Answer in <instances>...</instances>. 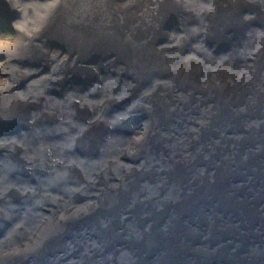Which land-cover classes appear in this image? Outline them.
Here are the masks:
<instances>
[{"label":"bare ground","instance_id":"obj_1","mask_svg":"<svg viewBox=\"0 0 264 264\" xmlns=\"http://www.w3.org/2000/svg\"><path fill=\"white\" fill-rule=\"evenodd\" d=\"M0 11L14 35L0 40V264H52L56 225L78 213L92 231L98 192L103 229L116 231L104 257L64 243L55 264H264V0H0ZM30 108L56 125L89 117L73 120L66 154L46 137L41 160L26 148L40 138L24 141ZM106 124L101 148L77 150Z\"/></svg>","mask_w":264,"mask_h":264},{"label":"water","instance_id":"obj_2","mask_svg":"<svg viewBox=\"0 0 264 264\" xmlns=\"http://www.w3.org/2000/svg\"><path fill=\"white\" fill-rule=\"evenodd\" d=\"M215 4H216V2H215ZM232 4H234L233 1H232ZM177 15H178V17H177L176 21L175 20L174 21L173 20L168 21V23L166 25V29H168L171 24H173V27H174V25H175L174 23L176 22V24H177L179 22V20H180V11H179V9H178ZM235 15L240 20L239 15H237V13H235ZM208 16L210 17L212 15H208ZM240 21H242V20H240ZM242 24L244 25V27H248L250 32H252L251 31V26L255 25L254 22L252 21V19L251 20H245V22H242ZM161 40L164 41L165 38H162ZM95 41H96L97 44L102 45L103 37L99 40L98 36H97L95 38ZM178 41H179V44H180L179 48H185L186 49L189 46V44H190V37L188 36V41L180 40V37H179ZM194 45H196V44H194ZM196 50L199 53L201 51V49H199V48H196ZM104 70H105L104 68H100V70L98 71V74H99V72L104 71ZM98 74L95 75V81H96V79H99L98 78L99 77ZM138 83H140V81H137L136 84L132 83V87H130V89L132 90L133 94L138 89ZM70 84L71 83H68L65 86V89L68 90L69 87H70ZM143 87L144 86L141 84L140 90L143 89ZM125 93H126V91L122 90L119 94L123 95ZM133 100H134V98H133ZM124 101L125 100L119 101L118 102L119 104L104 102L101 110H99V115L102 118H106L107 116L112 115L114 113V111H116L118 108L122 107V105L124 104ZM261 109H259V110H261ZM38 112H39L38 109L30 108L27 111L26 115H24V117H22L23 118L22 120H25V123H26V120H27V122H29L28 127H30L34 132H36L35 135L33 134V135H31V137L24 139V141H26L25 145L28 144V143L32 144L36 140H38L40 138L38 144H36L35 146H28L27 145L26 148L38 150V156L37 157L41 158V160H42V157H41L42 144H45V145L46 144H50V142L47 141V138L48 139H55V144L62 143L63 144V149H65L64 153L66 154V150H69L71 148V143H73V140L71 141V138L70 139L68 138L70 135H73V133L71 134L69 132V129H72V127L74 125L73 120L86 121L87 120L86 117H89V114L80 112V114L78 115V117L76 119L73 118V119H71L70 122L68 120H66L65 124L60 122L58 125H56V124L52 123L51 120L48 117H47L46 121L38 120L37 119L38 114H39ZM21 122L22 121H20L17 125H19ZM112 130H113V127L111 125H109V124L105 125V130H103L102 127H98L96 129L98 134L94 133L96 135V136H94L95 140H92L91 137H90L88 144L84 145V144H81L80 142H79L80 144L77 143V145H76L77 150L81 152V151H87V150H90V149H93V148H97L98 149L99 146L101 148L107 133L111 132ZM7 131H8V129H7ZM7 131L2 136H0V138L3 137L5 134H7ZM214 132L219 133L220 132V128L213 129L212 133H214ZM18 134H22V131L20 133L15 131L13 134L8 135L6 137H9V139H13L14 135H18ZM21 137L24 138V135H21ZM56 139H58V140H56ZM152 139H155V138H152ZM20 141H22V140L20 139ZM144 146H145L146 152L149 154L154 148V142L153 141H147V142L144 143ZM2 158H3L4 161H6L7 158H13L9 149H8L7 153H5ZM42 179L44 181V184H46V185L51 181V178L49 176H42ZM1 180H3V179H1ZM35 181H36V177L34 175L31 178V184H33ZM145 181H155V179H154L153 175H150L147 179H144L141 182H139V178H136V179L132 180L131 182L127 183V184L125 183V181L122 180L121 182H118L117 188L134 189L136 184L144 183ZM87 190L88 189L85 188L82 193L77 195V198H74V197L73 198L75 200L77 199V201L81 204V202H83V199H84V193H87ZM115 192H116V190L114 191V193ZM171 193H174V192L170 191V194ZM100 195L104 196L106 194L103 195L101 192H98L97 194H94V199L96 200L98 206L94 209V212H93V220H92V227H91L92 231L88 227V223L85 220V218L83 216H81L80 214H78V213H76L74 216L70 217L68 220H66L64 222H61L60 225H56L57 234H56V236L54 238L60 240L61 246L55 245V248H52V250H51L52 254H53V256H51V259L53 260L52 264H55V263L60 261L61 258L59 256L57 257L55 253L57 252V250L59 248H61L63 246L64 243L67 246H69L70 244L83 246L85 241H87L90 244H96L95 250L97 252V255H99L100 258L104 257L106 252L100 250L98 244L101 242V240H102V242H105L108 236H115L116 231L114 230L112 232V235H110L109 232H111L112 228L103 229V227L105 226V222L107 220L106 219V211L109 210L110 206L108 204V198L101 200V199H99ZM125 195H126V193H125V191H123L122 193L118 192L116 196H121V197L124 198ZM84 208H86V207H83L81 210H83ZM128 211H132L130 206H127V208L125 210V212H128ZM131 220H132V222L129 221L128 224H132V225L134 224L137 227L138 230H140V231L143 230L142 229V225L138 224L139 221H138V218L136 216L131 218ZM117 221L118 222H122L120 220V218ZM182 228L184 229L183 226H182Z\"/></svg>","mask_w":264,"mask_h":264},{"label":"rangeland","instance_id":"obj_3","mask_svg":"<svg viewBox=\"0 0 264 264\" xmlns=\"http://www.w3.org/2000/svg\"><path fill=\"white\" fill-rule=\"evenodd\" d=\"M13 39H14V35H13V31H12L11 27L9 26L8 18L6 16V14H4L3 12L1 13V11H0V40L9 41V40H13ZM32 53L33 54L36 53L35 49H34V52H32ZM34 58H35V56L31 58V63L34 60ZM5 59L6 58L0 57V64H2L5 61ZM2 78H3V76L0 75V80ZM79 114H80V112H79ZM71 118L72 117H67V120L70 122ZM74 119H76V118H74ZM7 129H8V125L7 124H1L0 123V136H2L4 133H6ZM94 133L98 134L97 131H95ZM68 138L69 139L71 138V141H72L73 135H70Z\"/></svg>","mask_w":264,"mask_h":264}]
</instances>
